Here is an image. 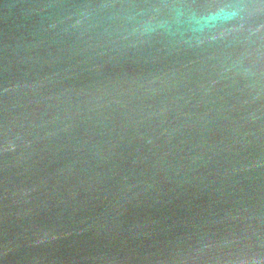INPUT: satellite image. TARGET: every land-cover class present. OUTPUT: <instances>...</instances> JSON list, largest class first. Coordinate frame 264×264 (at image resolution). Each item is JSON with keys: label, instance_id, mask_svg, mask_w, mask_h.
<instances>
[{"label": "water", "instance_id": "1", "mask_svg": "<svg viewBox=\"0 0 264 264\" xmlns=\"http://www.w3.org/2000/svg\"><path fill=\"white\" fill-rule=\"evenodd\" d=\"M0 264H264V0H0Z\"/></svg>", "mask_w": 264, "mask_h": 264}]
</instances>
